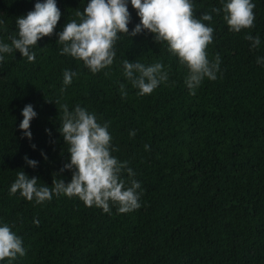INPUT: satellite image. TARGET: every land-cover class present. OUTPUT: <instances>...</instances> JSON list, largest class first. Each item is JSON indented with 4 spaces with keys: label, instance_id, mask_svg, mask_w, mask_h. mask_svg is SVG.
<instances>
[{
    "label": "trees",
    "instance_id": "trees-1",
    "mask_svg": "<svg viewBox=\"0 0 264 264\" xmlns=\"http://www.w3.org/2000/svg\"><path fill=\"white\" fill-rule=\"evenodd\" d=\"M35 2L0 0V40L10 43L15 18ZM56 2L60 19L33 47L35 59L17 50L0 62V221L26 250L12 264H264V66L256 63L264 56V0H254V25L240 32L229 31L222 12L212 13L219 0H193L195 16L212 14L205 22L214 29L207 56L221 59L217 79L205 78L195 94L184 84L187 69L146 30L119 34L112 65L95 74L61 54L55 32L76 19L87 0ZM128 10L131 31L139 17L130 4ZM246 35H258L259 47L250 48ZM124 59L159 60L168 81L137 95L123 76ZM65 69L77 75L61 92ZM27 103L37 112L31 140L18 128ZM61 104L69 110L78 104L109 122L112 155L127 161L140 181L138 209L120 213L110 203L105 213L76 196L36 204L9 193L22 170L49 188L52 179H71L70 170L60 171L68 157L57 131ZM25 155L38 165L29 167Z\"/></svg>",
    "mask_w": 264,
    "mask_h": 264
},
{
    "label": "clouds",
    "instance_id": "clouds-1",
    "mask_svg": "<svg viewBox=\"0 0 264 264\" xmlns=\"http://www.w3.org/2000/svg\"><path fill=\"white\" fill-rule=\"evenodd\" d=\"M220 7L212 8V13H223V19L229 31L240 32L254 25V0H219ZM129 4L136 10L139 22L129 31ZM61 11L56 0H36L33 8L26 14L15 18L16 34L10 36V43L0 40V62L5 54L19 51L28 61L35 59L33 47L44 36H51L60 19ZM76 19L65 22L62 29L55 32L56 43L61 45V54L69 55L83 62L93 74L112 65L116 56L115 44L119 34L133 37L142 31L152 34L155 43L166 44L167 50L175 55L178 62L187 69L184 84L189 94H195L202 81L217 79L221 59L219 54L209 59L207 46L212 43L214 29L212 14L203 12L194 15L193 0H87L83 10H77ZM4 21L0 19V28ZM250 48L261 44L258 35H246ZM256 63L264 66V56H257ZM123 76L137 90V95L151 94L162 82H167L169 73L161 61L149 64L139 60L121 61ZM77 73L65 69L62 73V87L71 84ZM121 96L127 95L123 84L120 85ZM60 118L57 131L67 145V161L60 171H71V179H52V187L37 184L38 177L29 176L23 170L16 173L15 180L9 187L10 194L19 195L36 204L51 200L53 195L76 196L86 206H95L105 213H110V203L120 213L138 209L142 193L140 181L135 179L132 168L127 161H120L112 155L115 151L108 131L109 122H99L94 112L85 107L74 105L71 110L67 104L59 108ZM22 119L18 128L22 138L31 140L30 122L37 116L31 103L21 109ZM50 134L49 129H45ZM135 130L129 131L134 136ZM31 147L35 149V144ZM148 146L145 145V148ZM41 156L47 159L41 150ZM29 167L35 168L38 161L24 156ZM125 171L128 179L122 177ZM23 241L10 226L0 221V261L8 259L12 264L19 256L25 255Z\"/></svg>",
    "mask_w": 264,
    "mask_h": 264
}]
</instances>
